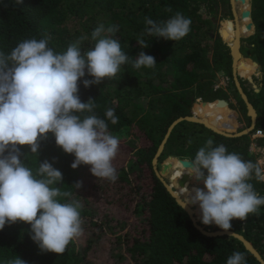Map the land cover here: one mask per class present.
Listing matches in <instances>:
<instances>
[{
	"label": "trees",
	"instance_id": "obj_1",
	"mask_svg": "<svg viewBox=\"0 0 264 264\" xmlns=\"http://www.w3.org/2000/svg\"><path fill=\"white\" fill-rule=\"evenodd\" d=\"M222 1L230 8V0ZM217 3L218 0H23L17 4L16 0H0V51L6 55L19 42L41 39L45 33L52 37L49 47L56 52L66 50L81 36H88L89 39L81 43L82 51H86L95 43L91 40V32L103 24L105 28L119 26V31L111 35L120 41L130 61L144 51L157 63L154 68L135 69L130 62L122 66L113 81L104 80L88 88L82 82L79 84L81 101L94 100L96 115L106 118V110H114L118 123L113 125L108 121L109 132L130 150L128 155L133 154L126 165L115 167L116 182L98 179L88 165L73 169L74 155L64 153L51 133L40 143L38 156L31 154L29 146H18L25 155L24 162L34 171L39 162L45 160L61 171L63 182L57 187L71 191L72 198L81 202L83 231L63 254L58 255L40 250L31 239L27 223L6 224L0 230V264H8L15 256L26 264H95L107 240L112 245L107 259L126 264H226L236 251L245 254L247 264H261L237 237L202 233L168 191L153 165L169 128L179 117L192 115L197 99L208 103H196L194 116L212 122L227 133H238L235 132L236 106L228 103V97H223L227 93L214 87L220 75L231 76L234 97L251 125L246 103L234 85L233 56L226 42L228 38L229 41L236 38L235 22L225 19L215 36L212 32L217 24L214 8ZM235 3L241 37L254 33V27L247 29L246 25L251 20L255 24V33L247 38L250 46L246 47L245 57L239 60L238 75L251 76L254 70L258 74L260 66L254 60L262 66L259 92L245 87L243 78L241 83L258 113L255 127L264 128V0H235ZM250 4L252 19L243 18L242 11L249 9ZM167 7L172 11L166 12ZM177 11L191 19L190 31L184 38L174 42L146 34L145 17L161 22ZM222 15L232 18L230 9ZM140 39L149 46L142 49L138 44ZM84 79L92 77L86 75ZM252 133L227 136L203 123L184 120L170 132L159 161L173 156L167 160L171 168L165 175L186 200L184 187L203 189L204 185L192 178L191 182L180 186L178 179L186 172L182 174L185 169L177 159H194L198 149L212 138L214 145L223 144L229 152L257 163L249 149ZM258 140L264 141L263 138ZM123 156L126 157V153ZM77 182L82 185L79 189L73 187ZM250 182L257 193L264 196V182L255 178ZM190 205L201 218L198 204ZM199 223L206 230H220L214 224ZM231 224L230 230L244 235L264 257V206L258 216L249 215L245 221L234 219ZM79 244H84V251L77 249Z\"/></svg>",
	"mask_w": 264,
	"mask_h": 264
},
{
	"label": "clouds",
	"instance_id": "obj_2",
	"mask_svg": "<svg viewBox=\"0 0 264 264\" xmlns=\"http://www.w3.org/2000/svg\"><path fill=\"white\" fill-rule=\"evenodd\" d=\"M22 2L16 0L17 4ZM145 24L147 35L175 42L189 33L191 19L177 11L161 22L145 17ZM117 31L118 25H98L91 32L94 46L86 51H82L81 43L88 36L56 52L49 47L52 37L47 33L41 39L19 42L10 54L0 51V230L6 224L27 223L31 239L42 252L61 255L80 237L82 204L72 198L71 191L57 187L63 182L61 171L47 160L39 162L34 171L24 162L25 155L18 146L27 145L31 154L38 156L40 143L51 133L64 153L74 155L73 169L88 165L98 179L116 182L113 161L119 140L110 134L108 121L115 125L118 117L113 109L106 110V118L96 115L94 100L81 101L79 84L88 88L104 80L113 81L130 62L135 69L157 64L144 51L130 61L120 41L111 35ZM138 44L142 49L149 46L143 39ZM86 75L92 79H84ZM188 164L182 174L187 172L193 180L202 181L204 188L184 187L183 208L198 204L204 225L214 224L229 233L232 220L245 221L249 215L260 214L264 196L250 182L254 178L264 182V169L259 164L229 152L223 144L214 145L212 138ZM81 186L80 182L73 185L75 189ZM8 264L26 262L15 256ZM226 264H247L246 256L233 252Z\"/></svg>",
	"mask_w": 264,
	"mask_h": 264
},
{
	"label": "water",
	"instance_id": "obj_3",
	"mask_svg": "<svg viewBox=\"0 0 264 264\" xmlns=\"http://www.w3.org/2000/svg\"><path fill=\"white\" fill-rule=\"evenodd\" d=\"M241 1H245V0H241ZM231 2V5H232V11H233V19H230V21H234L236 22L237 21V16H236V8L234 7V4H233V0H230ZM251 3V2H250ZM241 16L243 18H247V17H250L252 19V10H251V4H250V7L249 9H245L244 11H242V14ZM232 21V22H233ZM254 27V32H255V24L253 22V20H251L250 23H248L246 25V28L247 29H251ZM220 33H221V36L223 37L222 35V31L220 29ZM224 39V38H223ZM225 40V39H224ZM226 41V40H225ZM227 44L230 46L231 48V53H232V56H233V70H234V74H235V83H236V87L240 93V96L241 98L245 101L246 103V106L248 107L249 111L251 112L252 110L254 111L253 113L249 114L251 117H252V125H251V129L249 130H243L241 132H238V133H224V132H221V131H218L214 128H212L210 125H208L207 123L201 121V120H198L194 117V115H191V116H183V117H179L178 119H176L173 124L171 125V127L169 128V131L165 137V139L163 140L162 144L160 145L159 147V150L156 154V156L154 157V160H153V165H154V169L156 170V173L157 175L159 176V178L163 181L164 185L167 187L168 191L176 198V200L179 202L180 205H184L185 201L181 198H179L177 195L174 194L173 192V188L170 187V184H168L167 180L165 179V171L168 170L169 168H171V164L168 163L169 161H165V162H162V168L161 170H157L158 167L157 166V162H158V158L160 156V154L162 153L163 149H164V146H165V142L170 134V132L172 131V129L175 127L176 124H178L179 122L181 121H184V120H189V121H196V122H200V123H203L204 125H206L207 127H209L210 129L218 132V133H221V134H225L227 136H240V135H243V134H247L250 132V130H252L254 128V126L256 125V122H257V117H258V113H257V110L256 108L254 107L253 103L250 101L248 95L246 94L243 86H242V83L241 81L239 80L237 76V73H236V55H235V52H234V48L232 46V44L228 41H226ZM238 54L239 55H242L241 51H240V48H241V38H238ZM255 64L259 65L260 66V69L262 68V66L260 65V63L258 61H254ZM256 88V91L259 92V90H257V87L255 86ZM224 96L223 97H227V94H223ZM222 100H224L226 103L227 101L222 98ZM203 103H208V101H203ZM249 113V112H248ZM173 158V156H169V158ZM175 157V156H174ZM189 160H192L190 158H179V162L187 167L189 166L188 164V161ZM191 176L186 172L182 175V177H180L178 179V184L180 186H185L188 182H191ZM185 210L189 213L193 223L195 224V226L204 234L206 235H224V234H227L229 235V233H235L234 235L232 236H235L237 237L238 239H240L243 244L245 245V247L261 262V264H264V257L262 256V254L259 252V250L252 244V242H250L244 235L240 234L239 232H236V231H233V230H229V233H225L222 229L220 230H216V231H211V230H206L200 223V218L196 215H194L190 209L186 206L184 207Z\"/></svg>",
	"mask_w": 264,
	"mask_h": 264
},
{
	"label": "rangeland",
	"instance_id": "obj_4",
	"mask_svg": "<svg viewBox=\"0 0 264 264\" xmlns=\"http://www.w3.org/2000/svg\"><path fill=\"white\" fill-rule=\"evenodd\" d=\"M218 1H219V3H217V5L215 4V6H214V8L217 10V22H216L217 24H216V28H212L213 29L212 32H213V35L214 36H215L218 28H221V26H222L221 22L223 20H225V19H233V11H232L231 2H230V8H229L227 2H223L222 0H218ZM229 9H230V12L232 13V18H231V16L230 17L223 18V15L222 14L224 12H228ZM254 33L250 34L247 37H241V48H240V51L242 53V56H244V53H246V47H249L250 46V42H249V40L247 38L250 37L251 35H253ZM234 39L233 38H230V42L232 44H234ZM210 50H211L210 53H212V49H210ZM210 59L212 60V57H210ZM251 59H253V58H251ZM254 61H256V60H254ZM255 72H256V70L253 71L254 74L250 72L252 74L251 75L252 79H250V77H249L250 75L240 76V75L237 74L236 77H238L240 81H241V78H243V80H244V86L247 87L249 90L251 88H253L254 91H256L255 86L257 87V90L260 89V85H261L260 84V80L262 78L263 72H262L261 69L258 72V74H255ZM229 77H230L229 84L225 88H222V90L225 93H227V97H229V100H230V97H231L234 102L236 101V108H235L234 111H236V114H237L236 120L238 122H237V126H236V131L235 132H241L243 130H249V129H251V125H252V117L249 115V114H251V112L248 109V112L249 113L247 112L248 113L247 115L251 117V125L249 126L248 125L249 122H248L247 116L244 114V111L242 109H240V107L238 105V100L234 97V87H232V79H231V76L229 75ZM216 81L218 82L219 81V78ZM233 81H234L235 88L237 89L236 83H235L234 70H233ZM237 92L239 93L238 89H237ZM216 95L217 94H215L214 96H216ZM239 95H240V93H239ZM200 102H203V100L197 99L196 102L194 103V105L192 107V115H194V107H195L196 103H200ZM257 119H258V117H257ZM251 131L252 130H250V132ZM129 151L130 150L125 145H123V142L119 140V151H118V154H117L115 160L113 161V166L114 167H121L122 165H126L128 163V161L130 160L131 156L133 155L131 153L128 155L127 152H129ZM123 153H126V157L123 156ZM166 160H168V158L167 159H164L163 161L160 162L159 161V158H158V162H157V166H156V167H158L157 170H161V168H162V162H165ZM165 179L167 180L168 184H170V181L171 180H170V178H169L168 175H165ZM107 198L110 199L111 196H107ZM194 215L197 216L196 213H194ZM200 221H201V218H200ZM83 245L84 244H79L77 246V249H81V250L83 249V251H84ZM111 247H112V245L110 244V241L107 240V245L104 248V252L101 254L100 259L95 261V264H126V263H120L117 260H113V259L108 260L107 259V252H109V250L111 249ZM113 247H114V245H113Z\"/></svg>",
	"mask_w": 264,
	"mask_h": 264
},
{
	"label": "built area",
	"instance_id": "obj_5",
	"mask_svg": "<svg viewBox=\"0 0 264 264\" xmlns=\"http://www.w3.org/2000/svg\"><path fill=\"white\" fill-rule=\"evenodd\" d=\"M218 78L219 81H216L214 84L216 90L225 88L229 84L230 77L227 73L220 75ZM260 138L264 139V128H254L251 135V143L249 149L251 153L255 155L257 164H259V166L264 169V141L260 143L258 140Z\"/></svg>",
	"mask_w": 264,
	"mask_h": 264
},
{
	"label": "bare ground",
	"instance_id": "obj_6",
	"mask_svg": "<svg viewBox=\"0 0 264 264\" xmlns=\"http://www.w3.org/2000/svg\"><path fill=\"white\" fill-rule=\"evenodd\" d=\"M233 4H234V7L236 8L235 0H233ZM236 13H237V14H236V16H237V21L235 22V25H236V38L234 39V44H232V43L229 41V38H228V42H230V43L232 44L233 48H234V52H235V55H236V73L238 74V63H239V60L243 58V56L238 54V49H239V47H238V38H241V24H240V18H239V14H238L237 8H236ZM249 77H250V79H252L251 76H249ZM253 112H254V111L252 110L251 113H253ZM194 117H195L196 119H198V120H201V121L207 123V124L210 125L212 128H214V129H216V130H218V131H221V132L227 133V132L223 131L222 129H220L219 127L215 126L212 122H210V121H208V120L201 119V118H198V117H196V116H194ZM177 160H179V159H177ZM191 179H192V178H191ZM170 187L173 188L172 190H173V192H174L175 195H177L179 198H181V199H183V200L185 201L184 197L181 196L180 192L176 189V187L172 186L171 184H170ZM185 203H186V201H185ZM187 207L190 209V211H191L193 214L195 213L194 208H193L190 204H188Z\"/></svg>",
	"mask_w": 264,
	"mask_h": 264
},
{
	"label": "crops",
	"instance_id": "obj_7",
	"mask_svg": "<svg viewBox=\"0 0 264 264\" xmlns=\"http://www.w3.org/2000/svg\"><path fill=\"white\" fill-rule=\"evenodd\" d=\"M230 95V94H229ZM229 98V97H228ZM229 104L235 105L236 106V101L234 102L233 99L230 97V100L228 102ZM233 110V109H232Z\"/></svg>",
	"mask_w": 264,
	"mask_h": 264
}]
</instances>
